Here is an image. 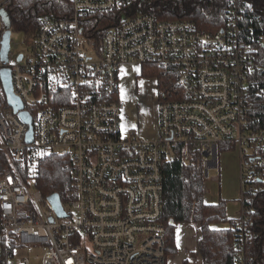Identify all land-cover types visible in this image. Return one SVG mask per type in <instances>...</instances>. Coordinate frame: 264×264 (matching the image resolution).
<instances>
[{
  "label": "built area",
  "instance_id": "2783aa9c",
  "mask_svg": "<svg viewBox=\"0 0 264 264\" xmlns=\"http://www.w3.org/2000/svg\"><path fill=\"white\" fill-rule=\"evenodd\" d=\"M140 1L69 0L66 15L41 19L30 59L12 60L11 49L0 59L22 105L16 113L6 97L0 105V264H166L163 164L179 148L206 178L224 147L240 169L235 264L249 263L245 200L264 177V119L249 78L264 73L255 62L264 29L254 34L244 22L242 0L228 1L217 32L135 15ZM5 30L0 17V49ZM125 67L157 73L154 139L122 129ZM50 155L71 171V189L57 194L64 217L35 186Z\"/></svg>",
  "mask_w": 264,
  "mask_h": 264
},
{
  "label": "trees",
  "instance_id": "16d2710c",
  "mask_svg": "<svg viewBox=\"0 0 264 264\" xmlns=\"http://www.w3.org/2000/svg\"><path fill=\"white\" fill-rule=\"evenodd\" d=\"M229 0H142L133 14L150 13L161 20L192 21L199 29L217 32L227 23ZM245 6L244 22L253 28L254 34L264 29V0H242ZM11 31L25 36V43L32 45L41 19L46 15L62 17L70 11L69 0H11L5 6ZM104 24H107L104 23ZM107 28V27H106ZM255 62L264 68V44L257 47ZM145 67H142L144 71ZM146 74V73H145ZM157 76V73H153ZM264 73H252L249 78V94L255 114L264 119ZM5 95L0 83V105ZM224 147L222 150H227ZM63 156L50 155L39 164L36 188L43 196L64 195L71 189V171ZM197 158L185 163L179 148L163 164V216L165 228V260L176 253L175 231L181 224L198 226L200 240L197 251L202 264H235L234 219L227 216L226 201L207 204L205 178ZM256 191L246 197L251 208L248 216V242L245 246L248 264H264V177L255 184ZM228 225L227 228L218 226Z\"/></svg>",
  "mask_w": 264,
  "mask_h": 264
},
{
  "label": "rangeland",
  "instance_id": "374dc122",
  "mask_svg": "<svg viewBox=\"0 0 264 264\" xmlns=\"http://www.w3.org/2000/svg\"><path fill=\"white\" fill-rule=\"evenodd\" d=\"M10 49L13 54L12 60H16L19 55L23 56L24 59H30L32 56V47L25 43V36L20 32L11 31ZM123 72L126 76L123 83L121 79L123 92L120 88L119 104L122 117L126 122L124 131L128 133L132 130L137 137L153 139L156 136L157 127V76L153 75V70L148 72L146 69L142 71L140 68L139 71L137 67L125 68ZM229 149L226 151L219 150L218 167L209 170L208 177L205 178L204 200L207 204H217L219 200L226 201L227 215L235 220L239 211L237 200L239 197L240 169L237 152ZM31 190H35L33 184H31ZM221 226L228 227V225ZM176 256H173L175 258L174 264L181 263L183 254L179 258ZM191 256L193 257V255ZM186 261L187 264H198L197 257ZM169 262L170 260H166V264ZM170 264L172 263L170 262Z\"/></svg>",
  "mask_w": 264,
  "mask_h": 264
},
{
  "label": "water",
  "instance_id": "95a60500",
  "mask_svg": "<svg viewBox=\"0 0 264 264\" xmlns=\"http://www.w3.org/2000/svg\"><path fill=\"white\" fill-rule=\"evenodd\" d=\"M0 17L2 19V22L5 26V32L3 34V38L1 41V49H0V59L4 63L8 61V52L10 50V35H11V24L10 19L7 14V12L4 9L0 10ZM22 56L19 55L17 57V61H21ZM0 83L4 92V95L6 97L7 104L13 109V111L16 113L20 109H22V105L20 101L13 96L12 93V84H11V73L9 69H2L0 70ZM20 117L27 123L30 124L31 120L30 117L26 113H20ZM32 136V129L30 128L27 135V142L31 141ZM48 200L53 205L57 215L59 217H64V212L62 211L61 205H60V199L57 194H52L49 196Z\"/></svg>",
  "mask_w": 264,
  "mask_h": 264
},
{
  "label": "crops",
  "instance_id": "0c3cea01",
  "mask_svg": "<svg viewBox=\"0 0 264 264\" xmlns=\"http://www.w3.org/2000/svg\"><path fill=\"white\" fill-rule=\"evenodd\" d=\"M125 68L129 69V68H132V67H125ZM125 68H123V69H125ZM123 69H122V71L120 73V76H119V79H120V81H119V89L121 88L122 83H123V79L126 76L124 74V72H123ZM121 79H122V83H121ZM122 88H121V92H123ZM122 112L125 113V111H122ZM121 121H122V129L125 130L126 122H125V119L122 116H121ZM155 132H156V135H157V127H156ZM238 214H239V211L237 213V217H238ZM228 218L232 219L229 216H228ZM235 219H237V218H235ZM218 227L227 228L226 226L225 227L224 226H218ZM199 240H200V231H199V227L198 226H193L191 224H181V225H179L176 228V231H175L176 253L174 255H170L169 257H167V260H170V262L172 264H174L175 263V261H174L175 258H173V256L177 255L176 258H179L181 256V254H183V258L181 260V263H179V264H187V261H186L187 259H194L195 257L198 258V264H202L201 257L199 256L198 251H197V244H198ZM191 255H193V257ZM170 262H169V264H170Z\"/></svg>",
  "mask_w": 264,
  "mask_h": 264
}]
</instances>
